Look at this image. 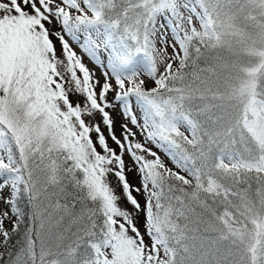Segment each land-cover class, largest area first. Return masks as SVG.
<instances>
[{
  "label": "snow or ice",
  "instance_id": "6c2138e0",
  "mask_svg": "<svg viewBox=\"0 0 264 264\" xmlns=\"http://www.w3.org/2000/svg\"><path fill=\"white\" fill-rule=\"evenodd\" d=\"M0 264H264V0H0Z\"/></svg>",
  "mask_w": 264,
  "mask_h": 264
},
{
  "label": "rangeland",
  "instance_id": "374dc122",
  "mask_svg": "<svg viewBox=\"0 0 264 264\" xmlns=\"http://www.w3.org/2000/svg\"><path fill=\"white\" fill-rule=\"evenodd\" d=\"M57 47H59V45H57ZM85 62L88 63L87 58L85 59ZM89 66L92 67L91 64H89ZM97 74H99V70H97ZM114 118H115V120H116L117 135H119V125H120V123H121V118H120V116H119L118 113H114ZM165 159H166V158H165ZM166 162H167V161H166ZM169 166H170V164H169ZM129 180H130V182H132L133 184L138 183V178L135 176L134 173H129Z\"/></svg>",
  "mask_w": 264,
  "mask_h": 264
},
{
  "label": "trees",
  "instance_id": "16d2710c",
  "mask_svg": "<svg viewBox=\"0 0 264 264\" xmlns=\"http://www.w3.org/2000/svg\"><path fill=\"white\" fill-rule=\"evenodd\" d=\"M171 166V165H170Z\"/></svg>",
  "mask_w": 264,
  "mask_h": 264
}]
</instances>
